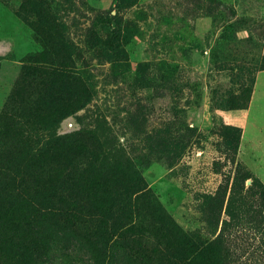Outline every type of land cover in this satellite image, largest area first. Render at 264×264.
Here are the masks:
<instances>
[{
	"label": "rangeland",
	"instance_id": "obj_1",
	"mask_svg": "<svg viewBox=\"0 0 264 264\" xmlns=\"http://www.w3.org/2000/svg\"><path fill=\"white\" fill-rule=\"evenodd\" d=\"M23 2L0 0V149L16 208L44 195L75 232L107 217L142 226L134 244L176 247L189 232L219 240L227 264H264V182L238 156L264 0H45L54 24L23 11L36 31ZM140 173L152 207L131 186ZM12 241L0 238V264Z\"/></svg>",
	"mask_w": 264,
	"mask_h": 264
},
{
	"label": "trees",
	"instance_id": "obj_2",
	"mask_svg": "<svg viewBox=\"0 0 264 264\" xmlns=\"http://www.w3.org/2000/svg\"><path fill=\"white\" fill-rule=\"evenodd\" d=\"M25 9L33 10L39 17L44 18L48 25L55 23L52 9L46 5L45 0H24L18 16L27 21L36 31L37 24L24 16ZM94 38L97 43L106 44L102 37ZM42 53H47L46 49ZM69 57L67 60L71 57ZM101 147L103 145L101 144ZM6 149H0V238L5 243L17 240L18 250L12 256L11 264H227V248L219 240L201 243L196 237L188 236L189 232H179V244L175 246L166 243L162 248L155 246L134 244L136 229L142 226H113L106 223V218L98 222L97 228L91 232H75L70 225L60 221L58 216L50 210L51 202L44 195L39 207L25 211L16 208L20 201H12L7 194V186L13 179L11 164L5 161L3 154ZM105 154V151H103ZM92 167V166H91ZM131 182H129L130 184ZM128 184V182H127ZM136 198L148 197L149 206H153V194L143 179L141 173L134 180L133 185ZM262 197L261 217L264 218V192ZM9 202V203H8ZM61 205L76 206L70 199L61 198ZM6 205H11L7 208ZM44 208L45 210L41 209ZM39 209V210H38ZM51 216V217H49ZM55 216V217H53ZM53 221H50L51 218ZM48 225L46 224V221ZM50 224V225H49ZM136 227V228H135ZM147 229L143 230L146 231ZM140 233V231H139ZM134 235V237H133ZM63 239L57 242L58 239ZM219 243V244H218ZM12 244V243H10ZM176 244V243H175ZM11 248L12 246L9 245ZM127 250V251H126ZM58 252V257L54 254ZM58 258V260L54 258ZM56 261H58L56 263Z\"/></svg>",
	"mask_w": 264,
	"mask_h": 264
},
{
	"label": "crops",
	"instance_id": "obj_3",
	"mask_svg": "<svg viewBox=\"0 0 264 264\" xmlns=\"http://www.w3.org/2000/svg\"><path fill=\"white\" fill-rule=\"evenodd\" d=\"M241 126L238 156L264 182V68L256 73Z\"/></svg>",
	"mask_w": 264,
	"mask_h": 264
}]
</instances>
